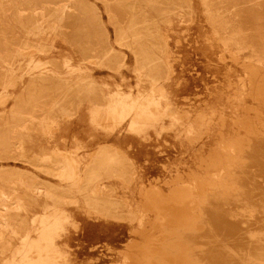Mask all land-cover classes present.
I'll list each match as a JSON object with an SVG mask.
<instances>
[{
    "label": "rangeland",
    "instance_id": "obj_1",
    "mask_svg": "<svg viewBox=\"0 0 264 264\" xmlns=\"http://www.w3.org/2000/svg\"><path fill=\"white\" fill-rule=\"evenodd\" d=\"M48 1L0 0V264H203L264 205V0Z\"/></svg>",
    "mask_w": 264,
    "mask_h": 264
},
{
    "label": "bare ground",
    "instance_id": "obj_2",
    "mask_svg": "<svg viewBox=\"0 0 264 264\" xmlns=\"http://www.w3.org/2000/svg\"><path fill=\"white\" fill-rule=\"evenodd\" d=\"M37 1H39V0H37ZM148 2H150V1H148ZM68 3L72 4V1L69 0L68 2H66L64 4L61 3L62 5H58V2H54V1L52 2L49 0L45 6H41L35 10L36 11L38 10L42 15L41 17L45 20H46L48 14L55 16V21L51 24L50 27H54L55 29H59L61 27V23H62L63 18H65L68 14L73 12L72 5H70ZM15 4H16V2H15ZM114 6H116V5H114ZM167 6H169V5H167ZM23 21H24V19H23ZM33 22H34V20H33ZM39 22H41V21H39ZM24 26H26V24ZM29 26H31V25H29ZM65 26H66V24H65ZM214 35L216 36L215 38L218 39V36L216 34H214ZM263 36L264 35L262 34L260 36V38H262ZM231 49L230 50L228 49V51L233 52V50H231ZM135 51H136V49H135ZM256 51L258 52V54L260 56V58L258 60L259 66H261L260 70H264V42H262L261 44H259L257 46ZM12 56H13V54H12ZM7 58H8V56H7ZM10 59H12V58L10 57ZM256 65H258V64H256ZM169 67H170V74H171L172 66L170 63H169ZM255 69H256V67H255ZM257 85H259V84H257ZM258 92H260V91H258ZM96 94H98V93H96ZM258 95L259 94H257V96ZM241 122H244V121H241ZM247 122L245 121L244 123H247ZM66 168L67 167H65V169ZM75 168H76V166H75ZM65 169L63 171H65ZM255 178L257 179L258 177H255ZM258 179L261 180V179H263V177H259ZM250 183L251 182H248L247 184L250 185ZM256 185L258 187H263L262 189L264 190V180H261L260 183H256ZM28 187H30V186H28ZM251 188H252V186H251ZM262 189H259V191ZM33 192H34V190H33ZM2 194H3L2 196L4 197V199L2 201L5 205H7V201H6L7 196L5 193H2ZM217 211H218V216L217 217L215 216L216 221H214V223L212 225L207 224L204 220H202V222H201L202 225L197 224L196 227L191 229V231H195V232H199L201 227H202L201 229H203V231H205L207 229L206 234H204L205 235L204 238L206 240L204 252H206V253L203 254V257L201 260L203 262V264H264V205H260V203L256 202L255 200L246 201L243 199V201H241L240 203L234 204L231 207H219L217 209ZM196 219H195V217H193L191 220L195 221ZM5 226L8 227L9 223H7V224L5 223ZM0 242L1 243L6 242V241H4V237L2 234L0 236ZM187 260H189V259L187 257H184L183 255L182 256H175L172 258L173 264H182V263H184V261H187ZM174 261H175V263H174Z\"/></svg>",
    "mask_w": 264,
    "mask_h": 264
}]
</instances>
